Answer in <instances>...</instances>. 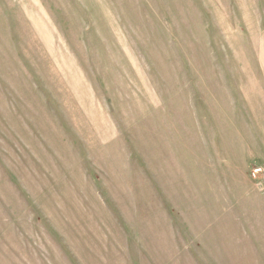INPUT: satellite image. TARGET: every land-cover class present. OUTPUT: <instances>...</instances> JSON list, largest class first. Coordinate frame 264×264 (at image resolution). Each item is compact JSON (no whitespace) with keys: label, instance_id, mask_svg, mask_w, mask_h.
<instances>
[{"label":"rangeland","instance_id":"obj_1","mask_svg":"<svg viewBox=\"0 0 264 264\" xmlns=\"http://www.w3.org/2000/svg\"><path fill=\"white\" fill-rule=\"evenodd\" d=\"M260 166L264 0H0V264H264Z\"/></svg>","mask_w":264,"mask_h":264},{"label":"crops","instance_id":"obj_2","mask_svg":"<svg viewBox=\"0 0 264 264\" xmlns=\"http://www.w3.org/2000/svg\"><path fill=\"white\" fill-rule=\"evenodd\" d=\"M161 169V168H160ZM207 169V167H206ZM159 173L161 174L160 170H159ZM197 174V173H196ZM199 175L195 176L196 179L200 180L199 184L203 185L202 187V192H205V194H212V195H217V196H221V201H222V204L223 202L225 203L224 199L226 198V206H228V203H229V196H230V188H229V184H230V181H229V176H226V177H223V176H213L211 174V172H204V175H201V172H198ZM247 179V177H246ZM247 181V182H246ZM245 181V185H248L250 186V182L249 180L247 179ZM163 185H161L162 187ZM176 186V187H175ZM159 187V185L157 186V188ZM174 189H177L178 190V187L177 185H174L173 186ZM172 190L171 188L168 189V191ZM166 188H162V192H167L169 193ZM237 191V190H235ZM160 192V187L158 188V193ZM172 195V194H170ZM170 199H168L169 201ZM176 205V204H175ZM180 206V204L178 205ZM218 209H223V206L222 207H218ZM169 215V214H168ZM167 215V216H168ZM173 224L172 225H169V227L167 226V228H169V232L172 233V240L175 242H177L179 240V236L177 235V232H181V229H182V225L180 222V220L177 217H180L181 214L178 215V213H173ZM222 216V214H219L217 213V217L220 218ZM167 223H168V220H166ZM177 235V236H176ZM149 239V236L146 235L145 233V245L147 244V240Z\"/></svg>","mask_w":264,"mask_h":264},{"label":"built area","instance_id":"obj_3","mask_svg":"<svg viewBox=\"0 0 264 264\" xmlns=\"http://www.w3.org/2000/svg\"><path fill=\"white\" fill-rule=\"evenodd\" d=\"M254 177H263L264 178V166L257 167L253 172ZM264 181V179L262 180ZM262 186V183L260 184Z\"/></svg>","mask_w":264,"mask_h":264}]
</instances>
